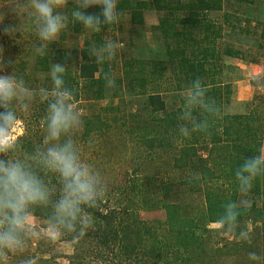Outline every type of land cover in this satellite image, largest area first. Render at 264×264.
<instances>
[{
	"label": "trees",
	"instance_id": "1",
	"mask_svg": "<svg viewBox=\"0 0 264 264\" xmlns=\"http://www.w3.org/2000/svg\"><path fill=\"white\" fill-rule=\"evenodd\" d=\"M64 6L68 26L59 34V40L50 42L41 56L35 51L39 40L34 30L35 42L27 55L32 53L36 60L30 69L27 60L20 59L16 66L17 76L33 88L31 71L50 72L53 63H63L65 86L75 100L82 95L79 86L82 82L84 99L100 101L111 95L119 101V104L102 108L108 112L117 111L108 121L102 112L82 116L85 142L95 143L94 137L105 136L117 126L143 145L141 159L148 160L157 149L175 147L174 166L181 173L177 182L164 181L148 187L150 180L140 179L139 166H135L132 171L124 172L125 181L118 185L113 205L103 208L104 197L110 195L107 191L97 208L86 209L91 223L83 235L74 238L73 234L64 233L54 240L37 235L28 241L23 251L0 250V264H24L29 259L34 264H209L213 259L207 247V233L212 231L209 225L218 223L227 227L220 220L227 202L240 206L234 224L235 228L242 224L237 228L238 234L246 230L248 219L251 222L261 220L264 232V172L253 179L247 191L255 195L251 204L240 203L244 192L240 191L236 178L239 165L257 154L264 142V92L255 93L243 111H234L230 107L232 82L222 79L223 73L232 72V66L226 65L224 57L251 63H259L264 57V0H118L123 15L118 22L103 26L100 31L73 21L71 13L79 7V1L66 0ZM83 11L98 14L100 8L93 6ZM214 13L220 15L214 16ZM152 15L157 16L158 22L148 26L147 20ZM146 30L151 31L152 44L147 41ZM116 31L121 36L127 31L128 35L122 37L113 34V39L125 42L124 53L128 50L134 54L120 57L114 44V54L97 62L90 56L89 49L109 42L108 32ZM79 35L83 36V43L78 42L68 50L64 40L68 36L75 40ZM136 54L147 57V62ZM118 62L123 67V76L114 73ZM196 80L205 89V100L218 111L208 113L197 106L185 117V92ZM161 82L165 87L160 86ZM251 83L264 87V74L252 79ZM127 89L137 95H147L144 104L151 111L148 119L138 121V111L128 112L121 108L122 104L128 105ZM172 90L177 92L179 106L167 108L165 94ZM239 105L244 106L241 102ZM46 109L47 106L42 107L43 114L34 111L26 121L46 119ZM17 117L20 116L17 114ZM196 124L204 127L194 128ZM181 127L188 129V135L181 133ZM65 139L67 136H62L61 142ZM13 141L16 147L8 155L23 156L42 144L26 132ZM179 141L183 142L182 147H178ZM207 142L211 143L209 155L203 158L197 145ZM45 180L59 189L54 175L48 174ZM203 184L207 185L203 207L197 208L182 200L153 199L152 188L157 186L166 195L174 185L195 191ZM257 198L263 199L262 205ZM109 200L107 196L106 202ZM146 207L162 209L164 216L143 219L140 209ZM49 211L39 206L33 209L35 218L43 226H47ZM61 240L71 245L69 253L57 246Z\"/></svg>",
	"mask_w": 264,
	"mask_h": 264
},
{
	"label": "clouds",
	"instance_id": "2",
	"mask_svg": "<svg viewBox=\"0 0 264 264\" xmlns=\"http://www.w3.org/2000/svg\"><path fill=\"white\" fill-rule=\"evenodd\" d=\"M13 4L19 16L27 12L33 21L39 40L35 51L43 56L48 44L68 26V16L55 10L54 0H15ZM93 6H99L98 14L83 11ZM122 15L118 0H79V7L71 13L74 22L93 31L118 22ZM17 30L18 26L14 25L0 28L10 36ZM114 48L109 41L89 49V54L97 62H102L114 54ZM14 63L3 59L4 67H0V250L7 252L23 251L28 241L37 235L53 240L64 233L73 234L74 238L83 235L91 223L86 209L97 208L106 192L102 177L81 159L73 140L67 138L61 142L62 136L81 124V113L71 102V90L65 86L63 63L56 62L51 66V89L39 90L41 100L47 102L46 135L41 146L23 156L8 155L14 152L16 144L4 136L18 122L17 109H27L35 95L24 79L13 71L2 74L5 67ZM197 106L208 113L218 111L205 100V89L199 80L193 81L186 89L184 116H190L191 110ZM203 127L194 125V128ZM180 131L188 135L186 127H181ZM261 172H264V145L236 170L240 191L250 190L253 179ZM48 174L56 177L58 190L46 182ZM37 206L50 209L47 230L43 233L35 230L33 209ZM239 207L236 202H227L223 207L220 220L229 229L237 220ZM251 255L255 257L254 253ZM24 264L34 262L29 259Z\"/></svg>",
	"mask_w": 264,
	"mask_h": 264
},
{
	"label": "rangeland",
	"instance_id": "3",
	"mask_svg": "<svg viewBox=\"0 0 264 264\" xmlns=\"http://www.w3.org/2000/svg\"><path fill=\"white\" fill-rule=\"evenodd\" d=\"M66 0H54L56 4L57 11L66 14L63 9L65 8ZM79 1V0H76ZM136 0H133L135 2ZM15 0H0V28L5 26L14 25L18 26V30L15 35H8L3 31H0V67H4V61L13 60L15 63L13 65H8L2 70V74H10L12 71L16 74V66L20 59L27 60V65L31 69L34 65L35 58L30 52V47L35 42L32 32H34L35 25L31 18L27 15V12L19 16L15 11L14 3ZM27 2V0H26ZM217 14V15H216ZM214 13V16H219L220 13ZM154 22H158L157 16L149 18L147 25L151 26ZM129 27V25H128ZM141 27V26H138ZM147 26H145L146 28ZM148 28V27H147ZM148 30V29H147ZM145 31L147 36V41L152 44L153 37L151 31ZM127 31L123 32L122 36L126 35ZM121 36L120 32L116 31L114 33L108 32L106 38L115 44L118 48L120 57H127L132 55L133 52L128 50L123 51L125 45L124 41L113 39L114 35ZM90 35V32H89ZM128 35V34H127ZM121 36V37H122ZM59 40V36L56 39ZM78 40V41H77ZM77 41V42H76ZM83 43V36H78L75 40L72 36H68L64 40V45L68 50H71L76 43ZM79 43V44H80ZM18 45V48L15 46ZM81 45V44H80ZM264 49V47H263ZM134 54V53H133ZM139 59L146 60L147 57L144 55H137ZM224 62L226 65L232 66V72L223 73L222 79L225 81L232 82V98L233 103L230 106L232 110H244L251 103L255 93L264 92L263 86H254L251 80L256 77H261L264 74V57H261L259 63L246 62L244 60H236L233 57H224ZM117 76H123V67L120 62H118L117 69L114 72ZM31 79L35 84L33 88H30L35 95L32 98L30 106L27 109H17V114L20 116L18 118L17 124L4 136V139L15 140L18 136L27 133V136L34 139V141L43 142L44 136L46 135V119L44 117L40 119H33V121H26L31 118L34 111H40L46 101L41 100L39 95V90L41 88L52 87V82L49 76V72L39 71L35 69L31 71ZM81 82V80H79ZM160 86L165 87L164 82L160 83ZM80 92L83 95L84 90L82 89V82L80 83ZM138 88V87H137ZM170 89V88H169ZM140 90V88H138ZM171 90V89H170ZM177 92L168 91L165 96L167 100V108H174L179 106V99L176 96ZM80 95L79 100H75L72 97V103L74 107L81 113V124L78 128L70 131L66 136L71 138L73 142L78 146L80 154H82L81 159L89 164L95 171H97L103 179L106 185V192L108 191L110 195V200L106 202L107 196L104 197L103 203L105 209L113 205L115 200V195L118 191V185L120 183L124 184L126 171H132V168L139 166V178L142 180H150V184L147 186L162 184L164 181L177 182L179 179V174L181 173L177 167L174 166L173 156L176 155L177 149L175 147H165L159 151L157 149L154 151L152 156L146 159H141L139 156L143 152V145L134 140L131 135L124 132L122 128L117 129V126H113L114 130L111 129V135L106 134L105 136L94 137L93 142H85L82 138L83 128L82 121L83 115L91 116L94 113L102 112L103 117L107 119L112 117L117 111H105L102 109L104 106H111L112 104H119L117 98L108 97L100 100H87L84 99V95ZM125 97L127 99L128 105H121V108L126 109L128 112L138 111L140 116L138 121H144L148 119L150 114V109L146 103L147 95H137L131 92L129 89L125 90ZM239 102L243 103L244 106H240ZM247 104V105H246ZM47 110V109H46ZM44 111L47 114V111ZM121 113V112H120ZM41 114H43L41 112ZM112 123V121L109 120ZM30 125V129H28ZM30 130V131H29ZM115 131V132H113ZM118 131V132H117ZM77 134H80L78 137ZM191 138V137H189ZM178 147L183 145V142L179 141ZM264 145V142H263ZM211 143L207 142L205 144L198 143L197 149L199 155L206 158L209 155V148ZM142 160V163L140 161ZM207 185L203 184L199 190L191 191L184 186L174 185L170 192L163 195L161 188H152L153 199L165 198L170 202H176L182 200L191 203L195 207H203L205 205V190ZM255 195L250 193L241 194L240 203L251 204ZM258 204H263V199L257 198ZM140 216L143 219H155L164 216V211L159 208L146 207L140 209ZM242 225V224H240ZM237 225V228L240 227ZM246 230L237 233V228L234 226L229 229L228 227H222L221 224L214 223L209 226L212 227V231L207 233L208 243L207 247L210 250L212 261L209 264H264V232L262 230L261 220L257 222H251L248 219L245 222ZM239 226V227H238ZM221 229V230H220ZM35 230L37 233L45 232L47 230L46 226L35 218ZM220 230V231H219ZM165 233V231H164ZM61 237V236H60ZM58 237V238H60ZM57 239V238H56ZM61 251L65 250V253H69L72 250L71 245L65 240H61L57 245ZM219 247V249H217ZM255 254L253 257L251 254ZM63 261L62 259H59Z\"/></svg>",
	"mask_w": 264,
	"mask_h": 264
},
{
	"label": "crops",
	"instance_id": "4",
	"mask_svg": "<svg viewBox=\"0 0 264 264\" xmlns=\"http://www.w3.org/2000/svg\"><path fill=\"white\" fill-rule=\"evenodd\" d=\"M149 20V19H148ZM148 20H147V23H148ZM154 23H157V22H154Z\"/></svg>",
	"mask_w": 264,
	"mask_h": 264
}]
</instances>
